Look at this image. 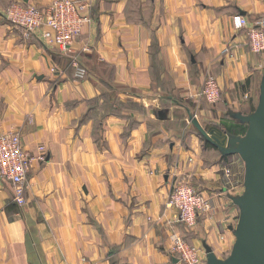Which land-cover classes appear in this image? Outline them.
Here are the masks:
<instances>
[{
	"label": "crops",
	"instance_id": "0c3cea01",
	"mask_svg": "<svg viewBox=\"0 0 264 264\" xmlns=\"http://www.w3.org/2000/svg\"><path fill=\"white\" fill-rule=\"evenodd\" d=\"M52 1L0 0V136L18 134L32 157L45 148L29 167L24 206L0 182V264H179L177 235L203 264L206 247L225 259L229 197L240 192L225 187L222 170L229 163L240 177L243 163L189 126L211 121V109L224 110L223 125H246L232 114L258 103L264 55L250 52L248 29L264 19V0H76L87 22L68 53L2 16L16 2ZM208 76L220 105L198 96ZM223 125L204 129L227 146L236 135ZM178 181L213 205L193 230L165 207Z\"/></svg>",
	"mask_w": 264,
	"mask_h": 264
},
{
	"label": "built area",
	"instance_id": "2783aa9c",
	"mask_svg": "<svg viewBox=\"0 0 264 264\" xmlns=\"http://www.w3.org/2000/svg\"><path fill=\"white\" fill-rule=\"evenodd\" d=\"M81 10L82 7L76 0H54L45 7L16 2L9 5L2 16L19 26L26 38L38 35L45 46L68 53L71 52V47L79 36L83 24L87 22ZM235 25L237 28H244L247 27V21L245 18L237 17ZM248 46L252 54L264 55V19L254 23L248 29ZM224 52L231 57L229 48H226ZM72 66L75 79H84L85 70L76 61ZM198 96L213 106L220 101L219 87L211 76L206 78ZM38 150L39 154L32 157L22 149L18 134L9 133L0 136V182L11 185L13 200L20 207L26 203L25 179L31 163L34 160L43 162L45 159V148L39 146ZM222 176L226 188L233 192H236L235 190L240 192L237 195L243 192V175L237 177L229 163L224 165ZM165 207L174 209L178 214V221L192 230L197 226L198 219L210 212L213 205L210 198L198 192L189 183L178 181L172 187ZM235 208L236 215L232 217L233 229L236 227L239 216V211L236 206ZM172 252L179 264H203L200 250L188 244L181 236L173 237Z\"/></svg>",
	"mask_w": 264,
	"mask_h": 264
},
{
	"label": "water",
	"instance_id": "95a60500",
	"mask_svg": "<svg viewBox=\"0 0 264 264\" xmlns=\"http://www.w3.org/2000/svg\"><path fill=\"white\" fill-rule=\"evenodd\" d=\"M232 117L247 128L243 136L229 135L227 146L215 142L199 122L191 118L205 142L223 156L237 155L244 165L243 192L229 197L239 211L236 227L231 228L234 244L225 259L217 258L206 247V264H264V70L254 111L247 116L232 114Z\"/></svg>",
	"mask_w": 264,
	"mask_h": 264
},
{
	"label": "rangeland",
	"instance_id": "374dc122",
	"mask_svg": "<svg viewBox=\"0 0 264 264\" xmlns=\"http://www.w3.org/2000/svg\"><path fill=\"white\" fill-rule=\"evenodd\" d=\"M220 99H221V96H220ZM221 104V101H219L218 103H217V105H220ZM215 106V105H214ZM211 112H212V119H211V121H205V120H202V119H200V121H201V125L203 126V128H205V127H207V124H208V126H218V127H220L221 128V125H223L224 124V122H225V120H226V115H225V112H224V110L222 111V113L220 114V113H218L217 114V111H215V109H211ZM190 127V130H191V132H193L194 134H196V135H198L197 134V131L193 128V126L192 125H190L189 126ZM239 158V157H238ZM242 162V161H241ZM241 174L243 175V173H244V165L242 166V169H241ZM191 185V184H190ZM192 186V185H191ZM198 191V190H197ZM199 192V191H198ZM201 193V192H200ZM193 230V229H192ZM189 244V243H188ZM191 245V244H190ZM171 255H172V257L173 258H175L176 259V257H175V255L173 254V252H172V248H171ZM178 262V261H177ZM179 263V262H178Z\"/></svg>",
	"mask_w": 264,
	"mask_h": 264
},
{
	"label": "trees",
	"instance_id": "16d2710c",
	"mask_svg": "<svg viewBox=\"0 0 264 264\" xmlns=\"http://www.w3.org/2000/svg\"><path fill=\"white\" fill-rule=\"evenodd\" d=\"M226 132L236 135V136H243L246 132V125H238L234 122H229L227 125H223ZM209 146L208 143L205 144V147Z\"/></svg>",
	"mask_w": 264,
	"mask_h": 264
}]
</instances>
